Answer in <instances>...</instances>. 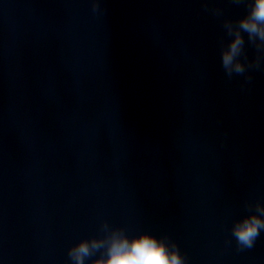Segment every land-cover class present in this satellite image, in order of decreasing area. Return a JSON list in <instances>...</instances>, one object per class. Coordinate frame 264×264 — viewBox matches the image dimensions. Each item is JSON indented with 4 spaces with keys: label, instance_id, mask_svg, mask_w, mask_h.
<instances>
[{
    "label": "clouds",
    "instance_id": "9594fccd",
    "mask_svg": "<svg viewBox=\"0 0 264 264\" xmlns=\"http://www.w3.org/2000/svg\"><path fill=\"white\" fill-rule=\"evenodd\" d=\"M210 0H202L204 11L221 19L223 9L209 8ZM234 5H244L245 15L237 18H223L221 24L227 37L225 44L220 42L221 67L225 76L244 78L242 87L252 81L251 72L260 70L264 64V0H230ZM93 13H100L101 0H90ZM247 44L255 50V56L249 59ZM248 215L236 220L231 228L238 249L254 247L255 241L264 231V204L245 202ZM102 235L81 239L68 249V259L72 264H186L179 246L168 236L157 237L148 232L129 236L122 227H111L102 222ZM97 254H99L97 256ZM95 257V258H94Z\"/></svg>",
    "mask_w": 264,
    "mask_h": 264
}]
</instances>
